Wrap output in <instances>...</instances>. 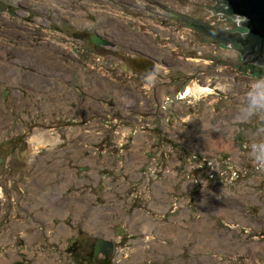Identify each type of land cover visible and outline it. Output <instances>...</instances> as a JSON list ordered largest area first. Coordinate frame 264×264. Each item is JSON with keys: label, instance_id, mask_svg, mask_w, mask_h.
I'll return each instance as SVG.
<instances>
[{"label": "rangeland", "instance_id": "374dc122", "mask_svg": "<svg viewBox=\"0 0 264 264\" xmlns=\"http://www.w3.org/2000/svg\"><path fill=\"white\" fill-rule=\"evenodd\" d=\"M216 3L217 0H0V111L4 110L0 118V159L6 152L5 148H1L8 147L7 138L12 135V127L7 129L4 124H8L12 117H19L12 109L10 113V105H7L8 102L12 104L15 90H27L21 100H26L29 94L38 103L47 102L46 98L42 101L38 99L42 92L48 93L44 83L53 81L49 85L55 94L58 91V87L52 90L57 85L55 80L67 75L73 79L79 67H84L86 73L93 70L102 74L106 82L112 80L114 83L110 90L114 108L109 111L110 115L103 113L96 125L94 118L88 122L80 120L69 125L72 131H65L80 139L95 134L111 136L119 143L137 137H158L156 143L151 138L150 145L147 140L145 144L141 143L142 151H139V145L136 147L140 156L146 155L156 160L152 163L143 158L145 161L136 168L139 176L161 169L155 176L161 180L156 182L150 179L147 184L149 197H143L142 186L141 193L137 192V186H133L132 190L122 187V197L127 200V205L138 200L134 206L139 204L140 208L146 209H140L141 213L152 215L150 221L153 224L157 221L156 225H151L152 229H159L164 237L169 238L165 246L177 251L171 257L165 250H162L165 253L154 251L151 264H264V171L258 170L251 157L254 141L249 140L253 136L247 131L252 127L251 119L255 130L259 127L264 131V127L257 125V120L264 121V112L252 114L246 108V94L251 86L257 84L264 87V65L237 61L235 56L232 57L236 49L207 33L202 34L185 24L187 21L179 19L180 14H183L220 30L247 29L239 23L241 18L238 16L241 15L237 14L234 19L231 15L220 11L214 13L204 6H214ZM85 31H95L99 37L135 46L168 62L175 60L170 68L164 64L161 66L165 73L162 76L160 71V75L149 74V77L154 78L152 84H173L176 89L172 90L170 86L167 89L159 88L158 92L163 98L157 108L148 105L139 107L136 103L137 99H141L139 89H146L136 71L131 76L123 67L127 61L119 53L126 54L127 50L119 49L118 46L116 48L109 39L110 43L103 44L101 49L95 47L84 39ZM115 56L121 60H116ZM237 56H241L238 51ZM107 62H112V66H108ZM179 68L187 72L186 76L182 75ZM100 77L97 76V79L101 80ZM163 78L170 81L166 82ZM12 79L18 83L12 84ZM200 82L208 84L205 87L207 89L200 90ZM39 83L44 88L34 86ZM216 84V87L211 86ZM151 99L154 105L159 101L157 95ZM130 104L136 109L131 111L128 107ZM155 110L161 114L151 117L152 122H157L156 125L132 124L128 120H136L131 115L146 117ZM76 112L82 113V108L78 107ZM121 113H128L131 117L122 119L119 116ZM105 116L111 120L106 121ZM124 120H128V126L132 125L131 129L125 126ZM49 131L66 134L62 128ZM231 131L234 134H228ZM42 132L34 130L29 136L40 137ZM261 142H264L261 138L255 140V143ZM155 148L162 150L161 158H158V151L153 150ZM185 151L197 153L180 156ZM228 151L239 154V159L225 161ZM104 158H108L106 153ZM8 161L12 164V152ZM152 164L154 167L150 166ZM0 166V173H3L0 175V185L6 184L8 189L7 183H12V173L6 172L7 165ZM115 167L113 163L115 172L119 173ZM251 179L257 182L248 183L247 180ZM118 180L114 175L113 183ZM92 185H88L87 189L92 188ZM172 185L175 186L172 188ZM94 187L97 189V184ZM18 188L21 189L17 184L10 189L17 192ZM8 194V191L0 189V206L8 208L11 201ZM23 195L24 192L15 197L21 198ZM172 200L176 208L164 209ZM150 203L156 205L157 213L147 210V204ZM18 205L20 203L17 201L12 202L13 209ZM6 208L3 210L7 211ZM18 208L17 211L25 209ZM10 211L5 215L9 214L12 218V209ZM3 212L0 215L3 216ZM128 213L131 214L132 210L126 206L125 214ZM143 217L138 221L139 227L143 225ZM170 217L181 220V223H171ZM253 217H259L260 220L256 221ZM9 221L10 218L0 219V264H47L46 253H57L55 248L60 241L44 246L43 241L35 238L24 244L18 235L22 232L18 227L20 221ZM189 222L197 228L193 232L182 226ZM102 227H98L100 232ZM12 228L18 230L15 237L11 235ZM138 238L135 235L131 237L134 247L130 248L129 253H133V258L146 255L142 250L143 242L136 243ZM146 240L144 237L145 243L150 245L151 242ZM180 240L184 243L179 244ZM60 250L64 251V255L56 257L55 264H79L71 260L73 258L65 248ZM119 253H115L116 262L113 264H130L126 256L120 257ZM99 254L94 258L105 257L104 252ZM134 264H139L138 259Z\"/></svg>", "mask_w": 264, "mask_h": 264}, {"label": "flooded vegetation", "instance_id": "af4514ba", "mask_svg": "<svg viewBox=\"0 0 264 264\" xmlns=\"http://www.w3.org/2000/svg\"><path fill=\"white\" fill-rule=\"evenodd\" d=\"M94 32L95 31H85L86 36H84V39L90 41L92 45L99 47L100 49L103 44L110 43L108 39H111H106L103 36H100L102 40L99 44L94 42L93 34H96ZM111 42L116 48L119 47V49H124V51L127 50L126 54L119 53L122 59L127 61V63H125L126 67L123 66L126 69L125 71L131 76L134 75L133 71H136L139 80L144 83L143 86L146 91L140 88L139 93L141 99L138 100L136 98V103L139 104V107L141 105H148L151 108H157V106H160L163 96L158 92L159 88L167 89V87L170 86L172 90H175L176 86L167 83L157 85L156 83L152 84L151 80L154 78L149 77V74H147L145 70H142V68H147V65L143 64L142 61H145V55L153 59L155 61V64L153 65L154 72L156 75H160L161 71L160 76L164 73V69L161 68L163 64L166 68H170V66L176 61L172 60L168 62L165 59L150 55L135 46L130 47L129 45H124L122 43L118 44L115 40H111ZM129 52H132L133 54L128 55ZM232 57L237 61L243 60L241 56H237L236 50H234ZM116 60H121V58L116 57ZM106 64L112 66V62H107ZM179 70L180 72L182 71V75L186 76V71V73H184L183 69L179 68ZM66 72L69 74L67 70ZM70 75H72V73H70ZM97 76H101V80L97 79ZM146 76L148 77L145 78ZM104 78L102 74L96 73L93 70L86 73L84 67H79V69H77V76L73 79L67 75L55 80L57 81L56 86L58 87V91L56 92L57 94L54 95L50 104H48L50 99H48L47 102L42 101L44 98H47L46 96L38 97L42 103H38L35 99H31V95L29 94H27L28 97L26 100H21V98H23L22 94H26L27 92L24 87V92L15 90L14 99L12 100V97L10 99L12 100V104L9 102L7 103V105H10L9 112L11 113L12 109V111L16 112L19 117H12L8 124H4L7 126V129L12 127V135L7 138L6 143H8V147L5 146L1 148V150L5 148L6 152H4V155L0 159V165H3V167H6L7 165L6 172L12 173V183H7L9 190L6 187V184L0 185L1 191H8V195L11 198L8 208L4 205L0 206V213L4 211V208L7 209V211L3 212V216L0 215V219L8 220V218H10L12 223L17 220L20 221L18 227L22 232L18 234L17 228H12L11 235L15 237L18 234L22 238L24 244L35 238L43 241L44 246L53 242L59 243L58 241H60L59 246L56 245L55 248V252L57 253L50 255L49 251L48 253L45 252L47 256V264H51V262L52 264H55L54 259L58 256L60 257L62 254L64 255V251L60 250L62 247L70 253L73 258L71 260H74V262L79 264H113L114 261L116 262V252H121L119 253L120 257L126 256L130 264H134L137 259L139 264H151L152 262H150V260H153L154 258V251L160 253L168 252L169 257L177 252L173 248L165 246L167 245L166 242L169 238L164 237L159 229L155 230L152 229V227H147L145 233L138 232L140 230V227L138 226L139 219L145 216L143 217V223L151 222L150 219L152 220V215L148 212L141 213V211H139L140 209L143 210L140 208L141 205L136 204V206H134L136 201L138 203V200H135V202L133 200L131 201V205H127V200L122 197L124 195L122 192L123 186L129 188V190H132L133 186H137L138 193H141L140 186H142V189L144 190L143 197L145 195L149 197L148 192H150V190H147L146 188L150 179L156 182L160 181V177L156 178L155 176H152L153 174L158 176V172L161 170L160 168L158 170L154 169L152 174L148 173L144 174V176H139L138 172H136V168H138V166L145 161L144 159H146L145 155L142 157L137 153V145H139V147L142 146L141 143L145 144L146 140L148 145H150V138L152 139V142L156 143L158 137L141 136L143 138L137 137V139L133 138L134 140L132 141L123 140L119 143L111 136H105L102 134V136H100V134H95L91 135V137L84 136L80 139L77 136H70L65 131V129L67 132H70V130L72 131L73 129H69V125L79 122L80 120L88 122L91 118H94V125H96L99 123L97 120L102 119L103 113L110 115L109 111H112L114 108L112 105L113 94H111L110 87H112L114 82L112 80L106 82V78ZM163 80L166 82L170 81V79L165 78H163ZM46 82H48V84L53 83V81ZM192 83L191 86H194ZM12 84L15 83L12 82ZM118 84L122 85L121 82H118ZM206 86L209 85L200 82L199 88L205 90L207 89L205 88ZM211 86L216 87L217 84ZM122 87H124V85ZM129 88H131V86ZM30 91L35 90L30 89ZM195 92L197 93L196 87ZM166 94L167 92L165 95ZM155 95L159 97V101L156 102V105L152 103L151 99ZM107 106L110 107L109 110H107ZM78 107L82 108V113L80 114H76V109ZM128 107L131 111L135 108L134 106H131V104L128 105ZM3 111L4 110L0 111V118L4 115ZM161 112L166 113L165 111ZM157 115L161 114L155 110L151 112L150 115H145L146 117L131 115L134 116L133 118H136V120H128L132 124L151 123L156 125L157 122H152L151 117H156ZM119 116L122 117V119H124V117H131L128 113H121ZM168 117L169 115L166 116V118ZM104 119L106 121L111 120L106 116ZM128 120H124L125 126L131 129L132 125L130 124L128 126ZM251 121L252 127L247 131L248 134L253 136V138L250 137L249 140L251 142L253 140V143H255L257 138H262L260 137V134H258L259 137L257 138L255 135L258 132L264 133V131L259 129V127H256L257 129L255 130V127L253 128V120L251 119ZM105 125H107V123H105ZM257 125L264 127V121L257 120ZM26 126L29 127L24 128ZM52 128H62L66 134L63 135L60 131H49V129ZM240 129L242 130L241 126ZM34 130L43 131L41 133L42 136H29ZM228 134L232 135L234 133L231 131ZM153 150L158 151V158L162 157V150L157 148ZM139 151H142L141 147ZM11 152L12 164L8 161ZM187 152L188 151H185V153L180 156H190L197 153ZM105 153L108 158H104ZM233 156H235V154L230 152V154H228V159L224 160L228 161L230 158H233ZM113 159H119L118 161L121 162L122 168L120 169L122 170L116 169L120 171L119 173H116L113 168ZM150 161L153 163L152 160ZM150 166H153V164ZM129 168H133V170H130ZM83 171L86 173V176L81 174ZM1 174L3 173H0V175ZM114 175L117 176L120 181L118 180L113 183ZM79 178L82 180H79ZM87 179H90V181H87ZM256 182L255 179L249 180V183ZM118 183L119 185L117 186ZM17 184L21 189L18 188L17 192H13L10 188ZM90 184H93L92 188L87 189ZM96 184L98 186L97 189L94 187ZM174 186L172 185V188ZM23 192L24 195L21 198L15 197V195L19 196ZM156 194L159 193L157 192ZM14 201L20 203L15 209L12 208V202ZM168 204L169 206L164 207V209L176 208L175 201L172 200ZM126 206L129 210H132L131 214H125ZM155 206V204L150 203L147 204L146 208L149 212L157 213L158 211H156ZM18 207H24L25 209H23V211H17L19 210ZM8 209L9 211L12 209V218L9 217V214L5 215V213L9 212ZM143 211H146V209ZM17 214H19V216ZM92 218H94V224L91 226ZM254 220L257 221L260 219L259 217H255ZM156 222L157 221H154V224L151 222V224L156 225ZM170 222L180 224L181 220L170 217ZM190 223L193 227L192 222L186 223L182 226L186 229L187 226H190ZM102 225L103 227L100 232L98 227ZM134 235L139 237L136 240V243L138 241L143 242L142 250L146 255L149 253L148 256L139 255L136 256V258H133V253H129L130 248L134 247V241L131 239ZM125 237L127 238L123 240ZM144 237L147 238L146 241L151 242L150 245L145 243ZM111 241L117 243V246H115L116 251L113 256L106 247L104 258H94L100 255L99 253L96 254L100 245H104L105 242ZM178 243L183 244L184 241L180 240ZM162 250H165V252H162ZM150 251H152L151 254ZM187 256H189V253ZM187 256H184L183 258ZM144 258L146 263L144 262ZM39 261L40 260L37 262ZM167 264H169V262Z\"/></svg>", "mask_w": 264, "mask_h": 264}, {"label": "water", "instance_id": "95a60500", "mask_svg": "<svg viewBox=\"0 0 264 264\" xmlns=\"http://www.w3.org/2000/svg\"><path fill=\"white\" fill-rule=\"evenodd\" d=\"M221 2L225 4H221ZM204 6L212 9L214 13L220 11L231 15L234 19L237 14L241 15L238 16L241 18L239 23L247 29L220 30L199 19L187 18L183 14H180L179 19L187 21L185 24L197 29L202 34L207 33L217 38V41L234 47L243 58V63L253 62L264 65V0H217L214 6ZM93 40L99 44L102 38L93 34ZM149 59L146 71L152 72L155 61L148 57Z\"/></svg>", "mask_w": 264, "mask_h": 264}, {"label": "clouds", "instance_id": "9594fccd", "mask_svg": "<svg viewBox=\"0 0 264 264\" xmlns=\"http://www.w3.org/2000/svg\"><path fill=\"white\" fill-rule=\"evenodd\" d=\"M246 108L252 114L264 112V87L253 84L246 94ZM251 155L255 160L256 167L264 171V142L253 143Z\"/></svg>", "mask_w": 264, "mask_h": 264}, {"label": "bare ground", "instance_id": "6f19581e", "mask_svg": "<svg viewBox=\"0 0 264 264\" xmlns=\"http://www.w3.org/2000/svg\"><path fill=\"white\" fill-rule=\"evenodd\" d=\"M95 42V41H94ZM234 48V47H233ZM145 57H146V59H144L145 61H142V63L143 64H145V65H147V67L149 66V62H150V59L148 60V56H146L145 55ZM20 62V61H19ZM139 62H141V61H139ZM25 63H27V62H25ZM243 63V62H242ZM28 64V63H27ZM154 64H155V62H154ZM243 64H245V63H243ZM254 64H257V63H254ZM262 66V65H261ZM146 69L147 68H142V70H145V72L147 73V74H156L155 72H154V70L151 72H148V71H146ZM28 79V78H27ZM12 82L13 83H15V84H17L18 82H15V80H13L12 79ZM42 82V81H41ZM20 83V82H19ZM29 85H31V84H29ZM44 85H45V87L46 88H44V86H43V84H41V83H39V84H34V86L35 87H38V88H40V89H42V88H44V89H46L47 91H48V93H46V92H43V94L47 97L46 99L48 100V99H50V101H52V99H53V97H54V95H56L57 93H55V94H53L52 92H51V90H50V85L48 84V82H46V83H44ZM47 85V86H46ZM57 86H55V87H52V90H54L55 88H56ZM200 90H203V89H200ZM54 102V101H53ZM55 103V102H54ZM258 134H260V137H262L261 139L263 140V137H264V135H263V133H261V132H258L256 135H255V137L257 138V137H259V135ZM207 135H208V133H207ZM211 145V144H210ZM239 154H235V156H233V158L234 159H239ZM145 157L147 158V156L145 155ZM152 176H156L155 174H153ZM184 186H186V184L184 183ZM183 186V187H184ZM233 212V211H232ZM232 212L230 213V214H232ZM237 218H239V217H237ZM94 218H92L91 219V226L94 224L93 223V220ZM151 222H145V223H143V225L140 227V230L138 231V232H140V233H145L146 231H147V227L148 228H150L151 227ZM186 229L189 231L190 230V232H193L194 230H196L197 228H194V227H190V226H187L186 227ZM189 233V232H188ZM115 242H105L104 243V245H100V247L98 248V250L96 251V254H98L99 252H105V248L107 247L108 248V250H109V252L111 253V255L113 256V254H114V252H115ZM191 259H193V258H191ZM51 264H52V262H51Z\"/></svg>", "mask_w": 264, "mask_h": 264}, {"label": "crops", "instance_id": "0c3cea01", "mask_svg": "<svg viewBox=\"0 0 264 264\" xmlns=\"http://www.w3.org/2000/svg\"><path fill=\"white\" fill-rule=\"evenodd\" d=\"M45 95L43 94V92H42V95L40 96V97H44ZM240 141V140H239ZM240 143H242L243 144V142H240ZM236 148H240V147H238V146H236ZM228 153L230 154V151H228ZM221 156V155H220ZM146 159H148V160H152V161H155L156 162V160L155 159H150L148 156H147V158ZM145 159V160H146ZM228 159V158H227ZM119 159H113V163H115L116 164V167H115V169H120V168H122V166H121V162L120 161H118ZM228 162V161H227ZM120 170H122V169H120ZM81 174H83V175H85L86 173L83 171V172H81ZM80 174V175H81ZM145 174H148V173H145ZM86 176V175H85ZM85 176H84V178H85ZM251 177V176H250ZM249 177V178H250ZM246 179H248V178H246ZM79 180H82L81 178H79ZM159 180H161V178H159ZM87 181H90V179H87ZM120 181V180H119ZM248 181V183H249V180H247ZM166 183L168 182V181H165ZM145 197H147V195H145Z\"/></svg>", "mask_w": 264, "mask_h": 264}]
</instances>
